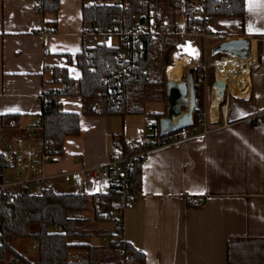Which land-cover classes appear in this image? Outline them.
<instances>
[{"label":"crops","instance_id":"crops-1","mask_svg":"<svg viewBox=\"0 0 264 264\" xmlns=\"http://www.w3.org/2000/svg\"><path fill=\"white\" fill-rule=\"evenodd\" d=\"M83 9L84 0H60L56 13L40 12L34 0H0V116L20 114L24 127L38 119L42 91L63 88L53 82L56 68L81 77L76 56L84 48ZM54 22L55 33H35ZM210 27L225 41H250L249 58L237 60L248 70L249 87L240 97L227 81L237 97L228 98L226 113L215 87L208 133L148 151L142 191L125 212L123 233L145 264H264V123L254 119L264 112V0H246L244 17L215 16ZM60 104L80 114L81 133L66 138L67 158L45 165L55 176L54 190L70 193L61 191L60 175L85 169L87 194L107 192V173L95 178L92 170L107 166L119 133L131 140L129 129L117 131L116 116L84 115L80 97L61 96Z\"/></svg>","mask_w":264,"mask_h":264},{"label":"trees","instance_id":"trees-1","mask_svg":"<svg viewBox=\"0 0 264 264\" xmlns=\"http://www.w3.org/2000/svg\"><path fill=\"white\" fill-rule=\"evenodd\" d=\"M34 1L40 12L59 11L60 0ZM124 1L129 3L128 8L110 4L84 7V33L90 28L109 32L115 25L121 43L118 46L101 43L90 47L83 36V51L76 56L81 77L76 80L70 77L66 68H56L53 82L61 84L63 88L45 90L44 95L39 97L42 109L37 117L43 126L41 138L52 139L59 153L64 154L66 138L79 136L81 133L80 114L64 111L60 104L61 96L80 97L82 111L86 116H120L123 119L135 114L166 116L157 108L165 98L164 81L161 79L163 60H151L145 48L144 56L136 60L137 64L130 70L132 76L129 78L124 72L120 73L118 57L131 45V38L125 34V29L138 16L163 13L165 19H173L181 8L182 0ZM207 4L209 14L213 17H244L246 14V0H207ZM50 28L56 32L57 22ZM211 36L212 33L210 41L213 39ZM221 38L218 44L225 41L223 36ZM200 48L203 51L202 45ZM174 49L175 44H171L170 54ZM170 54L166 57V66L170 65ZM198 72L197 78L202 84L204 79L201 78V73L205 69L200 68ZM109 86L116 90L115 94H110ZM97 104L101 105V109L95 112L94 106ZM20 117V114L0 116V124L7 129L11 128L12 120L19 125ZM205 117L206 109L202 101L195 110L193 124L187 128L199 132ZM177 132L178 130L166 135L157 133V137L160 142H169ZM118 137V149L124 156L132 158L127 166L126 188L130 199L137 201L142 191V164L147 154L137 156L139 149L130 147L123 134ZM1 167L0 157V169ZM121 198L122 191L114 186H110L105 193L94 195L49 190L42 196L23 194L11 203L0 198V264H8L14 256L20 257L25 264H145V255L141 250L126 240L115 239L121 231L115 227L117 219L113 213L121 210ZM200 203L199 201L198 204ZM188 204L194 202L188 200ZM78 211H83L84 215L80 216ZM88 211L93 212L96 222H113V228L98 232L102 239L109 238L98 246L89 242L92 233L87 230L90 218L85 214ZM55 225H60L62 231H55ZM33 226L37 229L32 230ZM22 239L34 240L37 244V258H28L15 247L14 243Z\"/></svg>","mask_w":264,"mask_h":264},{"label":"built area","instance_id":"built-area-1","mask_svg":"<svg viewBox=\"0 0 264 264\" xmlns=\"http://www.w3.org/2000/svg\"><path fill=\"white\" fill-rule=\"evenodd\" d=\"M106 4L115 7H129V3L124 0H84V7L104 6ZM212 20L213 16L209 14L207 0H182L181 8L173 19H165L163 13L138 16L125 29V34L131 38V45L118 57L120 73L124 72L130 78L132 76L130 70L135 68L136 60L144 56L145 48L151 60H163V65L168 53L170 54L169 48L171 44H175V52L182 49L180 51H183L182 53H184L187 46L191 45L197 50L199 55L200 47L195 44V40H205L210 36L209 28ZM35 33L46 37L55 32L51 28H43ZM83 36L86 39V44L90 47L101 43L109 44V40L112 37L116 38L117 43L110 45L118 46L121 43L119 35L116 34L115 25L110 28L109 32L90 28L86 30V33L83 32ZM170 39L173 41H170ZM48 52L46 49L45 54H48ZM174 56V53L170 54L171 58H175ZM167 68L165 71H167ZM108 91L111 95L116 93V90L111 86L108 87ZM43 95L44 91L39 97ZM225 108H227V104L222 109L224 113H226ZM100 109V104L94 106L95 112ZM161 111L163 114L166 113L165 110ZM161 118L154 116V120L150 118L147 120L149 135L128 141L130 147L139 149L137 156L147 154L152 149L169 144H180L200 134L204 135L209 131L207 118L205 117L202 120V127L199 132L183 128L178 130L171 141L160 142L157 133H160L159 122ZM254 119L257 122L264 123V112L254 116ZM11 124L12 127L8 129L0 124V157L2 163L0 169V198H3L7 203L14 202L23 194L42 196L49 190H54L55 176L45 172V165L59 162L64 157L67 158L66 155L59 153L58 147L52 139L43 140L41 138L43 126L39 118L24 127L16 125L13 120ZM16 129L22 130L23 133L11 137L5 135L8 130ZM131 162V157L124 156L121 150L117 149L110 155L106 167L92 170L95 178H100L103 173H107L109 185L122 191V198L119 203L121 210L113 213V216L117 219L115 227L121 231L118 237L115 238L116 240H125L123 238L125 212L137 202L130 199L131 196L127 193L126 188L128 184L127 166ZM60 177L64 182L72 184L77 195L87 194L85 187L87 170L65 172ZM77 213L80 216L84 215L83 211H78ZM54 230L61 232L62 227L55 225ZM103 240L108 241V237H104ZM31 251H37V244L34 242L31 245ZM8 264H25V262L20 257L14 256ZM117 264L123 263L118 262Z\"/></svg>","mask_w":264,"mask_h":264},{"label":"rangeland","instance_id":"rangeland-1","mask_svg":"<svg viewBox=\"0 0 264 264\" xmlns=\"http://www.w3.org/2000/svg\"><path fill=\"white\" fill-rule=\"evenodd\" d=\"M209 37L205 40L204 39L195 40L196 45H198L199 47H200V45L203 46V51L201 50V48H199V55H198L197 50L194 49V52H193L194 57H190V56L185 57L186 54L182 53L183 51L180 52L182 49L180 51L177 50V52H175V49H174V51L171 54L174 53L175 58L170 57L171 62H170L169 66H166V64L163 65V67H162L163 73H162L161 79L164 81V87H165L164 97L165 98H164L162 103L157 105V108H159L161 110H165V112H166L165 115H167L168 107H169L168 97H167V81L169 80L168 75L170 74L169 68L179 67V74L178 75H180V77L182 76L180 78L179 82L187 80L189 70L190 69L194 70V77L196 80V84L198 85V93H197L196 103L199 106L203 101L205 109H206V118H207L208 113H209L208 108H209V105L211 104V101L213 98L214 88L216 87L215 82H216V79L219 78V76H217V78H216V69H217L216 65H218L220 63H224L225 61H232L234 59L235 60L239 59V61H243L242 59H244V58L241 59V57H237V56L234 57L231 54H228L227 52L216 51L215 48L217 47V45H219L218 43L221 41V38H219L218 36H211L213 39H212V41H210ZM116 43H117L116 38L112 37L109 40V44H116ZM189 46H191V45H189ZM182 59L186 60L185 64L184 65H178L176 60H182ZM244 65H245V67L248 68L247 64H244ZM166 67H168L167 71H165ZM200 68L205 69V72L201 73V75H203L201 78L204 79V83H202V84L199 81V78H197L198 77L197 75L199 73L198 70ZM165 72H166V74H165ZM225 82L228 84V88L225 92V96L223 98H220L217 94V96L221 99V101L219 103L221 110L227 104V100L230 96L233 98L236 97L229 91V82H227V81H225ZM188 108H189V106H184L183 111H187ZM148 118L154 120V116L149 117L146 114L128 115L125 118L126 121H125V119H123L120 116L113 117L114 122H115V128L117 129V131L123 132V128L126 125V127L129 129L128 135L131 137V140L137 139L139 137L150 134V132L147 129ZM119 134H122V133H119ZM116 138L118 139V142H119V137L117 136ZM73 190H74V187L70 183H65L64 189H62L61 191H64V192H71L72 191L73 192ZM85 215L87 218H90L88 225H87V230L92 233V236L89 237V242L98 246L99 244L103 243V239L101 236H99L98 232H103L104 230L113 228V222H110V221L96 222L93 218V212L92 211L86 212ZM36 229H37L36 226L32 227V230H36ZM108 240H109V238H108ZM33 242H34L33 239H22V240L16 241L14 243V245L26 257L37 258V253L31 251V245L33 244Z\"/></svg>","mask_w":264,"mask_h":264},{"label":"water","instance_id":"water-1","mask_svg":"<svg viewBox=\"0 0 264 264\" xmlns=\"http://www.w3.org/2000/svg\"><path fill=\"white\" fill-rule=\"evenodd\" d=\"M216 51L227 52L234 57L248 59L250 55V41L248 39L224 41L219 44ZM215 86L220 98L225 96L228 84L222 79H216ZM198 85L194 77V70L190 69L187 80L179 83L167 81L168 113L159 122L160 133L166 135L174 131L187 128L193 124ZM184 106H189L183 111Z\"/></svg>","mask_w":264,"mask_h":264},{"label":"bare ground","instance_id":"bare-ground-1","mask_svg":"<svg viewBox=\"0 0 264 264\" xmlns=\"http://www.w3.org/2000/svg\"><path fill=\"white\" fill-rule=\"evenodd\" d=\"M193 52H194L193 46H187L185 48V51H184V54H186L185 57L194 56ZM237 60H239V59H237ZM237 60L234 59L232 61H225L224 63L218 64L217 65V76H219L218 79H222L224 81H229L230 82V88L233 90L234 94L241 97L245 94L246 90L248 89L250 81H249L248 70L246 68H244L241 65V63ZM242 60H247V59H242ZM185 61L186 60H184V59L176 60L178 65H184ZM170 71H171L170 72L171 75L168 76V79L173 81V82L178 83L180 81V78H181L178 75L179 74V67H171ZM214 99H217V98H214ZM225 112H226V110H225Z\"/></svg>","mask_w":264,"mask_h":264},{"label":"snow or ice","instance_id":"snow-or-ice-1","mask_svg":"<svg viewBox=\"0 0 264 264\" xmlns=\"http://www.w3.org/2000/svg\"><path fill=\"white\" fill-rule=\"evenodd\" d=\"M250 2H251V0H250Z\"/></svg>","mask_w":264,"mask_h":264}]
</instances>
